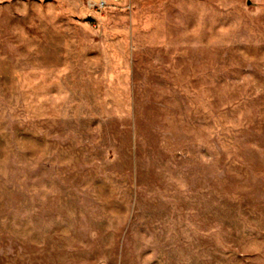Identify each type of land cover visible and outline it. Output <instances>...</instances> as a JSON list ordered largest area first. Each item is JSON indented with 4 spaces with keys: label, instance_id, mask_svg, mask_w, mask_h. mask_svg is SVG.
<instances>
[{
    "label": "rangeland",
    "instance_id": "374dc122",
    "mask_svg": "<svg viewBox=\"0 0 264 264\" xmlns=\"http://www.w3.org/2000/svg\"><path fill=\"white\" fill-rule=\"evenodd\" d=\"M91 3L0 0V264H264V0Z\"/></svg>",
    "mask_w": 264,
    "mask_h": 264
},
{
    "label": "built area",
    "instance_id": "2783aa9c",
    "mask_svg": "<svg viewBox=\"0 0 264 264\" xmlns=\"http://www.w3.org/2000/svg\"><path fill=\"white\" fill-rule=\"evenodd\" d=\"M91 2H93L94 7L97 9H104L107 5H108V1L107 0H89V3L92 4Z\"/></svg>",
    "mask_w": 264,
    "mask_h": 264
},
{
    "label": "water",
    "instance_id": "95a60500",
    "mask_svg": "<svg viewBox=\"0 0 264 264\" xmlns=\"http://www.w3.org/2000/svg\"><path fill=\"white\" fill-rule=\"evenodd\" d=\"M249 3L251 4V2L249 1Z\"/></svg>",
    "mask_w": 264,
    "mask_h": 264
},
{
    "label": "crops",
    "instance_id": "0c3cea01",
    "mask_svg": "<svg viewBox=\"0 0 264 264\" xmlns=\"http://www.w3.org/2000/svg\"><path fill=\"white\" fill-rule=\"evenodd\" d=\"M108 1V0H107Z\"/></svg>",
    "mask_w": 264,
    "mask_h": 264
}]
</instances>
